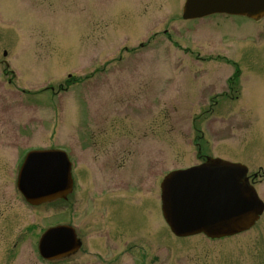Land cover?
<instances>
[{
  "label": "rangeland",
  "instance_id": "rangeland-1",
  "mask_svg": "<svg viewBox=\"0 0 264 264\" xmlns=\"http://www.w3.org/2000/svg\"><path fill=\"white\" fill-rule=\"evenodd\" d=\"M184 3L0 0V264H264V211L221 239L163 216L164 177L207 158L246 165L264 201V17L185 20ZM34 148L73 161L65 200L21 195ZM55 224L83 246L45 260Z\"/></svg>",
  "mask_w": 264,
  "mask_h": 264
},
{
  "label": "water",
  "instance_id": "water-1",
  "mask_svg": "<svg viewBox=\"0 0 264 264\" xmlns=\"http://www.w3.org/2000/svg\"><path fill=\"white\" fill-rule=\"evenodd\" d=\"M183 16L202 18L213 13L264 16V0H186ZM62 150L28 153L19 175V188L27 200L44 204L67 198L72 191L71 163ZM248 168L240 163L208 158L198 166L171 172L162 183L165 219L180 236L205 233L230 236L250 229L264 211V202L248 183ZM75 228L58 225L47 229L40 252L55 259L81 246Z\"/></svg>",
  "mask_w": 264,
  "mask_h": 264
},
{
  "label": "trees",
  "instance_id": "trees-1",
  "mask_svg": "<svg viewBox=\"0 0 264 264\" xmlns=\"http://www.w3.org/2000/svg\"><path fill=\"white\" fill-rule=\"evenodd\" d=\"M237 76H238V73L235 72V74H234V78L236 79ZM234 78H233V79H234Z\"/></svg>",
  "mask_w": 264,
  "mask_h": 264
}]
</instances>
